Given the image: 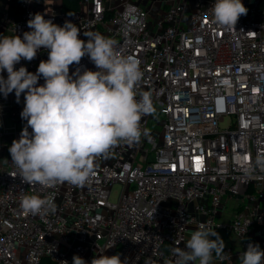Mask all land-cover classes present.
<instances>
[{"label":"built area","instance_id":"2783aa9c","mask_svg":"<svg viewBox=\"0 0 264 264\" xmlns=\"http://www.w3.org/2000/svg\"><path fill=\"white\" fill-rule=\"evenodd\" d=\"M34 1L19 0L20 14H4L2 30L21 38L31 31ZM137 1L82 0L73 13L44 18L76 24L85 41L84 32L100 33L114 40L118 53L139 60L138 92L150 93L165 117L159 139L141 135L133 144L120 142L107 158L95 160L84 187L26 184L9 152L27 124L20 115L24 94L17 103L14 91L7 98L0 93V264H73L74 255L91 264L100 254H120L127 264H175L173 249L186 250L188 234L205 222L240 240L237 252L225 246L230 258L220 261L213 253L220 263L240 256L249 243L262 249L264 172L245 168L264 156V0H242L247 15L232 29L212 22L216 0H160L157 12ZM47 59L41 48L14 70L35 73ZM77 68L98 70L88 56L70 65L69 74ZM0 75L6 79V70ZM43 84L41 77L38 86ZM151 117H142V131ZM141 153L144 167L138 165ZM114 184L122 186L117 203L109 200ZM25 194L54 197L56 212L24 214ZM226 196L247 204L221 223L217 215Z\"/></svg>","mask_w":264,"mask_h":264},{"label":"clouds","instance_id":"9594fccd","mask_svg":"<svg viewBox=\"0 0 264 264\" xmlns=\"http://www.w3.org/2000/svg\"><path fill=\"white\" fill-rule=\"evenodd\" d=\"M210 12L213 23L232 29L248 9L242 0H216ZM27 26L31 31L24 32L23 38L0 36V73L7 72L6 79L0 75V93L7 98L14 91L17 103L24 94L20 115L27 121L9 148L11 161L23 183L84 187L94 176L97 158H107L122 141L133 144L148 135L146 129L141 130V120L154 114L155 108L150 93L138 92L143 77L140 62L118 53L114 40L100 33L84 32L87 40L80 39V28L70 21L59 26L36 13ZM41 48L48 50V59L39 63L35 73L23 66L14 70L21 59L32 61ZM85 56L98 70L77 68L70 75V65H79ZM41 77L44 84L38 86ZM257 169L264 172V156H258L245 171L251 174ZM20 208L26 215L55 213V198L25 194ZM213 253L220 261L230 258L225 242L207 222L199 223L186 250L173 249L175 264H213ZM239 259L240 264H264V250L249 243ZM73 264L86 261L74 255ZM91 264L127 261L120 254H100Z\"/></svg>","mask_w":264,"mask_h":264},{"label":"crops","instance_id":"0c3cea01","mask_svg":"<svg viewBox=\"0 0 264 264\" xmlns=\"http://www.w3.org/2000/svg\"><path fill=\"white\" fill-rule=\"evenodd\" d=\"M10 2L11 0H0V36H4V35L11 36L12 35L8 31H3L1 27L2 16L8 13ZM140 4L146 7L147 9L152 8L154 12H157L161 7L160 0H142ZM151 4L153 5L151 6ZM32 8L35 13H41L44 16H48V15H51L53 12H59L62 10V0H44L43 2H39L35 0L33 2ZM244 204L245 205L247 204L246 200L244 201V203H242L237 198H230L226 196L224 198L223 206L217 215V220L221 223L231 221L236 215V213H238L240 210L243 209ZM194 231L195 230L191 231L188 234L187 240L190 238L191 234ZM218 233L220 237L223 239V241L225 242V246L232 247V249L235 252L240 250V240L235 235H233L232 233H223V232H218ZM257 240L260 242V244L262 245V249L264 250V234L258 237ZM185 248H186V245H185ZM239 257L240 256L234 255L232 257L231 262L229 263H220L214 259L213 264H240ZM198 263L199 262L197 261L196 264Z\"/></svg>","mask_w":264,"mask_h":264},{"label":"rangeland","instance_id":"374dc122","mask_svg":"<svg viewBox=\"0 0 264 264\" xmlns=\"http://www.w3.org/2000/svg\"><path fill=\"white\" fill-rule=\"evenodd\" d=\"M137 3H140V0H138ZM261 9L264 11V3L261 5ZM164 118H165L164 116L159 115L158 108L156 107L155 112H154V114H152V117L149 121L148 128H147L148 135H146V136L152 135L156 138V140H158L159 139V133L162 132V119H164ZM226 124L227 123H224V124H222V126L226 125ZM145 147H147L148 149H151L150 145H146ZM152 156H153V154L150 155V157H152ZM139 159L140 160L138 161V165L141 167H144L145 163L142 161L143 160V153L140 154ZM121 191H122V186L120 184H114L112 186L111 193L109 196L110 202L117 203L119 200V196L121 194ZM170 202L171 201H165L162 203V205L163 206H169Z\"/></svg>","mask_w":264,"mask_h":264},{"label":"trees","instance_id":"16d2710c","mask_svg":"<svg viewBox=\"0 0 264 264\" xmlns=\"http://www.w3.org/2000/svg\"><path fill=\"white\" fill-rule=\"evenodd\" d=\"M82 0H62V10L66 13H73L77 11L80 7V2ZM8 13L12 15H19V0H11Z\"/></svg>","mask_w":264,"mask_h":264}]
</instances>
